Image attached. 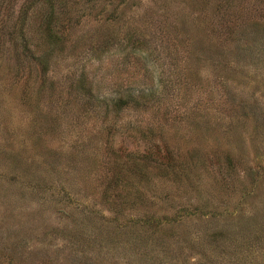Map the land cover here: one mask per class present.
Instances as JSON below:
<instances>
[{
    "label": "rangeland",
    "instance_id": "obj_1",
    "mask_svg": "<svg viewBox=\"0 0 264 264\" xmlns=\"http://www.w3.org/2000/svg\"><path fill=\"white\" fill-rule=\"evenodd\" d=\"M0 264H264V0H0Z\"/></svg>",
    "mask_w": 264,
    "mask_h": 264
},
{
    "label": "trees",
    "instance_id": "obj_2",
    "mask_svg": "<svg viewBox=\"0 0 264 264\" xmlns=\"http://www.w3.org/2000/svg\"><path fill=\"white\" fill-rule=\"evenodd\" d=\"M54 9H53V3L51 2L50 3V5H49V10H48V13H47V15L46 16H44V21H45V23H44V25H45V30H46V36H44V38H46V40H52V37L53 38H56L57 37V26H58V18L57 17H60V13H56L55 11H53ZM54 13H56V14H54ZM58 14V15H57ZM134 43V42H133ZM132 43V44H133ZM137 43V42H136ZM137 44H139V43H137ZM124 46L126 45V44H123ZM124 46H120V48H119V53L120 54H122V52L121 51H123V50H126V47H124ZM133 50H134V48H133ZM134 51H136V50H134ZM116 53V52H115ZM132 54V52L131 51H127V52H125V53H123V56L124 57H126V56H129V54ZM143 59H144V57H142ZM146 61H145V59H144V63H145ZM147 63V62H146ZM147 65H148V63H147ZM85 79L87 80V77H86V75H85ZM82 82V81H81ZM83 83H85V80L83 81ZM137 93H132V92H129L128 94H127V96L129 97V99L131 100V101H133V102H137V101H139V100H143V98L146 96L147 97V95L149 94V93H151L152 94V92L151 91H149V92H144V91H136ZM154 92V91H153ZM145 97V98H146ZM102 101V100H101ZM112 102V103H111ZM124 102H125V100L124 99H122L121 97H117V98H115V99H111L110 100V107H111V109H113V110H118V109H120L121 108V106H122V104H123V106L125 105L124 104ZM103 103V102H102ZM104 104V103H103ZM107 104V103H106ZM105 104V105H106ZM112 104V105H111ZM133 165V161H131V162H129L128 163V160H120V161H113L112 162V165H111V167H110V170H112L111 172H113L114 174L112 175V177L113 178H117V177H121L122 176V174H123V171H124V169L126 168V167H128L129 165ZM174 177H177V175L176 176H174ZM112 178V179H113ZM110 185V184H109Z\"/></svg>",
    "mask_w": 264,
    "mask_h": 264
}]
</instances>
